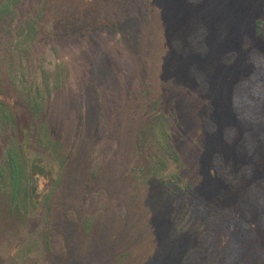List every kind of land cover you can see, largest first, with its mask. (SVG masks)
<instances>
[{"label": "rangeland", "instance_id": "374dc122", "mask_svg": "<svg viewBox=\"0 0 264 264\" xmlns=\"http://www.w3.org/2000/svg\"><path fill=\"white\" fill-rule=\"evenodd\" d=\"M18 12L12 28L31 15L38 40L14 47L0 24L2 93L15 107L45 75L58 85L47 111L63 153L32 146L58 177L39 182L42 215L11 212L0 190V264H264V0H23ZM101 22L119 27L96 33Z\"/></svg>", "mask_w": 264, "mask_h": 264}, {"label": "trees", "instance_id": "16d2710c", "mask_svg": "<svg viewBox=\"0 0 264 264\" xmlns=\"http://www.w3.org/2000/svg\"><path fill=\"white\" fill-rule=\"evenodd\" d=\"M22 2L23 0H0V24L6 23L10 27V41L14 47L32 48L33 44L37 43L39 34L36 18L29 15L15 24L14 28L11 25L19 17L18 11ZM104 27L117 29L119 26L101 22L93 26V31L97 33ZM257 27L258 30L263 28L261 22L257 23ZM69 30L73 35L86 33L80 26H73L67 31ZM44 81L43 87L38 84L35 87L30 86L25 92H20L24 103H17L14 107L3 96L1 88L3 81L0 78V141L3 144L0 150V190L9 196L11 212H31L34 216L36 213L38 216L44 213L45 210L41 209L46 202L44 199L48 198L45 192H40L39 182L41 179H47L51 190L58 177L54 164L46 162L44 157L36 154L32 146L44 149L50 158L52 156L62 158L63 153L61 126L47 111L48 102L58 85L50 84L46 75ZM156 121L157 124L162 123L160 118ZM164 147L171 157L178 158L175 150L169 148L168 140ZM165 163L163 162V166H156L155 172H160ZM201 202L199 199L196 200L194 209L199 212L195 213L207 216V212H200L204 207ZM234 226L239 225L234 222ZM51 232L50 227L45 229L47 245L53 251L55 235Z\"/></svg>", "mask_w": 264, "mask_h": 264}]
</instances>
